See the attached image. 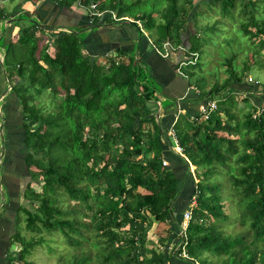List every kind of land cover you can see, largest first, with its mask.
Instances as JSON below:
<instances>
[{"label": "trees", "instance_id": "16d2710c", "mask_svg": "<svg viewBox=\"0 0 264 264\" xmlns=\"http://www.w3.org/2000/svg\"><path fill=\"white\" fill-rule=\"evenodd\" d=\"M48 1L66 15L74 10L76 0ZM139 1L77 0L86 7L93 4L89 13L74 11L75 17L81 15V22L88 24L57 21L48 25L33 14L17 18L24 22L4 44L2 64L20 105L23 162L29 178H35L40 187L35 190L27 181L16 211L24 214L27 230H59L68 243L78 247L65 264H192L193 260L198 264H264V115L251 116V110L264 103V86L248 107H239L231 92L222 91L234 84L236 91L248 90V86L241 87L248 82L227 60V75L220 83L198 93L189 91L180 99L215 98V108L205 117L182 103L183 112L175 119L173 110L167 122L157 117L155 101L157 93L161 96V85L144 62L115 48L101 56L99 63L83 51L85 38L78 36L102 22H127L142 34L139 21L141 28L151 30L158 45L167 39L185 48L176 56L174 69L179 61L190 59L187 51L197 52L192 36L198 5L192 0H163L156 22L150 14L124 19ZM235 1L201 0L223 14H230ZM249 1L242 0L244 7ZM248 22L254 31L246 28L247 23H241L242 30L257 36L253 48L257 53L264 46V3L263 16L250 15ZM36 31L49 32L48 39L39 44ZM196 64L195 60L184 65L193 68ZM242 70L247 72V63ZM183 73L190 77L193 71ZM45 89L55 100L52 109L34 101ZM58 94L61 101L55 98ZM169 127L179 152L171 148ZM188 164L193 165L192 171ZM221 169L226 170L225 178L236 197L237 220L247 223L242 233L224 235L218 226L227 217L219 203L222 183L213 178ZM192 195L184 256L181 246L174 245L179 240V219ZM60 197L65 199V208L59 204ZM148 214L156 220L155 242L146 234ZM206 216L212 219L205 222ZM90 230L95 236L91 243L97 246L93 255L86 246ZM37 240L41 237L24 239L15 228L8 238L4 263L32 264L25 255ZM13 242L20 247L12 252L8 246ZM207 251L223 255L221 262L210 261Z\"/></svg>", "mask_w": 264, "mask_h": 264}, {"label": "rangeland", "instance_id": "374dc122", "mask_svg": "<svg viewBox=\"0 0 264 264\" xmlns=\"http://www.w3.org/2000/svg\"><path fill=\"white\" fill-rule=\"evenodd\" d=\"M41 1H48V0H1L0 5H2L3 10L6 12V10H18V15H16L17 18H26L28 16L25 11H27L29 14H34L37 6ZM106 2L107 0H102ZM126 3H131L134 0H122ZM253 2V4L251 3ZM246 3L245 7L242 4V0H236L234 3V6L232 9H230V14H223L220 12L219 9L216 7L209 9L206 6L203 5L201 0H192V3H196V16H195V26L197 27L195 31V36L193 37L194 44L197 46V57L196 61L198 64L193 66V68H190L189 66L182 65L181 70H188L193 71V74L190 75V77H183L184 81H188L190 83V87H197L198 89H207L210 87V85L214 82L220 83L227 75L226 71V62L227 60L231 61V65L234 69V71L238 74L250 75L253 79L252 82H248L249 84H253L254 81L258 82L259 85H264V46L261 47L257 53L253 50L255 46V42H257L258 38L255 35L244 33L242 30L241 23H247L246 28L250 29L251 31H254V26L250 24L249 16L254 15L255 18H261L263 16V3L264 0H251ZM74 1V4L72 6V9H74L75 12H81L85 13L90 10L91 5L86 7V5L78 4ZM123 3L124 5H127L126 3ZM246 2V1H245ZM18 5V6H17ZM41 5V3H40ZM163 5V0H140L136 6H132L130 11H128V15L124 16V19L126 20H133V16L136 15H146L150 14L151 17L154 18V22L158 19L159 14V8ZM187 8H190V5H185ZM195 8H193L194 10ZM25 10V11H24ZM127 13V12H126ZM35 15V14H34ZM38 19H43V16L41 14L37 13ZM101 15V14H99ZM98 15V16H99ZM101 17V16H100ZM103 17V16H102ZM190 18V17H189ZM49 20V19H48ZM47 20V21H48ZM21 23L24 22L23 19L17 20ZM50 21V20H49ZM82 23V22H80ZM82 24H88L82 23ZM138 25H141L140 22H137ZM52 25V24H51ZM207 25V26H206ZM214 25L212 29L208 26ZM190 29H192V23L189 21ZM18 29V26H16ZM142 33H138V37L148 36L149 42H153V33L151 30H149L146 26L142 27ZM36 35L40 38L38 41L39 44L44 43L45 40L48 39V36L45 32V34H40L38 31L35 32ZM194 33V31H193ZM41 35H43L41 37ZM87 32L84 30H81L78 33V36L82 37V39L86 38ZM155 42V41H154ZM156 43V42H155ZM157 47H160L156 43ZM48 50H51V47H47ZM83 51H87L91 56L94 57L93 53L94 51L90 48L84 47ZM97 51V50H96ZM128 55H132L133 51L126 50ZM176 52V53H175ZM173 54L178 55L180 51H173ZM102 54H99L98 57H96L97 61L99 63L103 62V58L101 57ZM166 59L171 62V57L167 56ZM174 59V57H173ZM176 59V58H175ZM248 64V70L247 72L241 71L243 69V64ZM138 67L140 65H137ZM142 67V66H141ZM142 71H146L141 69ZM141 71V72H142ZM188 76V75H187ZM189 87V86H188ZM189 87V88H190ZM194 87V88H195ZM249 90H239V92H236V95L234 98L236 101V104L240 106H246L248 107V102H252L253 98L255 97L256 91L262 89L259 88L257 90H251L250 86L248 87ZM198 89H192V91H196ZM188 89H186L187 91ZM247 97V102L244 104L243 100L244 97ZM156 97L160 99V102L162 105H160L161 109L160 111H163V109L169 108V99H165L164 97H161L158 93L156 94ZM56 100L61 101V95L58 94L56 97ZM35 102L40 103L43 105L44 109H52L55 100L51 98L49 95L48 89L43 90L35 99ZM235 104V105H236ZM234 109H236L233 106ZM159 111V112H160ZM252 111V110H251ZM160 114V113H159ZM239 115H241V112H238ZM220 117L222 119H225V115L223 113H220ZM169 140H171V135L167 132ZM174 149V148H173ZM175 150V149H174ZM179 151V150H176ZM189 170L192 171L193 165L188 164ZM25 180L30 181V185L33 189L38 190L39 184L36 181L35 178L32 177V179L29 178V175L26 174ZM226 170L221 169L220 173L214 176L213 178L219 180L222 183L221 186V199L219 201L220 204H222V211L227 215V217L220 221L218 223L219 228H221L224 235H233L242 233V231L246 228L247 223L245 225H242L238 222L237 216L239 214V210L237 208V205L235 204L236 197L233 195L229 183L225 178ZM139 191H142L141 188H138ZM20 201H23V198H20ZM73 201H70L72 203ZM59 204L62 208H65L66 202L65 199L60 197ZM17 212V211H16ZM18 214V221L16 223V229L19 231L21 236L24 239H28L29 237H41V240L34 241L32 243V246L29 247L27 254L25 255V259L27 261H30L32 264H65L76 251H78V247L74 246V244L68 243L62 233L59 230H53V231H46L45 229H42L40 232L36 231H30L27 230L24 227V214L21 211L17 212ZM80 217L84 220L87 219V217L80 215ZM211 216H206L204 221L208 222L210 221ZM148 226L146 230V234L148 239H151L155 242V225L156 220L152 218L151 215L148 214ZM123 227H126L125 225ZM89 237L90 239L87 241L88 244L86 246L90 247L91 254L95 253L96 247L91 243L95 236L92 235V232L90 230ZM20 247L18 242H13L10 246V248L13 251L18 250ZM207 257L212 262H221V259L223 258V255H215L211 251H207L206 253ZM17 261H13L12 264H16Z\"/></svg>", "mask_w": 264, "mask_h": 264}, {"label": "crops", "instance_id": "0c3cea01", "mask_svg": "<svg viewBox=\"0 0 264 264\" xmlns=\"http://www.w3.org/2000/svg\"><path fill=\"white\" fill-rule=\"evenodd\" d=\"M40 3L34 13L35 15H33L37 18V13L41 14L43 19H37L45 24L54 25L57 21L74 23L82 20L81 15L74 16V10L62 15V11L60 12L49 1H41ZM0 11L2 15H0V264H5L8 238L15 229L14 217L20 202V192L28 181L25 180V173L28 175L29 173L23 162L25 148L22 142L20 105L12 90L6 88L9 76L2 64L4 44L17 30L16 26L23 23L17 21L19 20L16 17L18 10H6L5 12L0 5ZM87 32L84 46L94 51V57H98L99 54L102 56L110 54L112 50L118 48L122 51H133L140 63L144 62L145 67L150 70V74L161 85V97L169 99V108L160 111L159 114L160 117L163 116V121L167 122L171 117L172 110L175 111L178 99L188 95L189 91L186 89L190 87V85L187 86L188 81H184L182 76L175 72L173 66L175 54H169L172 59L171 62L166 57L157 55L151 47L148 36L138 37L135 29L129 26L127 22L115 24L102 22ZM144 64L141 65L144 66ZM241 84L243 88L250 86L251 90H257L264 86L255 83L249 85L245 82ZM231 87L236 90V84ZM261 92L260 89L256 91V94L260 96ZM179 102L190 108L198 109L204 101L189 99L185 102L179 100ZM10 246L8 247L10 248Z\"/></svg>", "mask_w": 264, "mask_h": 264}, {"label": "built area", "instance_id": "2783aa9c", "mask_svg": "<svg viewBox=\"0 0 264 264\" xmlns=\"http://www.w3.org/2000/svg\"><path fill=\"white\" fill-rule=\"evenodd\" d=\"M91 7H93V4H91ZM93 13L95 14H100L99 11H93ZM113 16V14H112ZM169 49H173V46L168 42V41H164L162 43V50L155 48V50L162 56H165L168 53ZM191 58L186 60V61H180L179 65L182 63H186V62H191L193 59L196 58V53L195 52H190ZM246 81L247 82H252L253 79L250 75H247L246 77ZM255 83V81H254ZM7 89H11V84L8 82L7 83ZM157 106L159 107L158 101H157ZM215 107V101L214 100H210L208 102H206V104L200 105L199 109L200 112L202 114L203 117H205L207 115V113L212 110ZM260 115H264V103H260L257 104L256 107L251 111V116L252 117H259ZM168 133L171 135V139L174 143V148L176 150H180L179 146L176 143V139L174 137L173 131L172 129L168 130ZM162 163H166L165 160H162ZM194 195L191 196V200L188 204V206L182 211V215L180 217L179 223H178V229H177V234L179 236V240L176 244V246L180 245L181 246V250L180 253L184 256H186L184 248H183V244L186 241V237H185V227L188 221V218L190 217V207L194 204ZM175 246V247H176ZM174 247V248H175ZM190 263V262H189ZM192 264H198V262L196 260H193Z\"/></svg>", "mask_w": 264, "mask_h": 264}, {"label": "clouds", "instance_id": "9594fccd", "mask_svg": "<svg viewBox=\"0 0 264 264\" xmlns=\"http://www.w3.org/2000/svg\"><path fill=\"white\" fill-rule=\"evenodd\" d=\"M19 14V13H18ZM28 15V14H27ZM123 18H124V16H123ZM138 21H136V23H137ZM138 25V24H137ZM138 27H139V29H140V31H141V33H142V28H141V26L140 25H138ZM164 41H168L167 39L166 40H164ZM164 41H162V43L164 42ZM169 42V41H168ZM162 43H161V45H160V47H157L156 46V44H153V42H151L150 41V44L152 45L151 47L153 48V50H154V52L157 54V55H160L156 50H155V48H158V49H160V50H162ZM170 43V42H169ZM171 44V43H170ZM172 46H173V49H169L168 50V53L165 55V56H162V55H160V56H162V57H167V56H170L169 54H172V52L173 51H184L185 50V48H183V47H180V46H174L173 44H171ZM188 52V54L190 55V52H195L196 53V57H197V52L196 51H187ZM175 58H176V54H175ZM191 58V57H190ZM188 60V59H187ZM196 60V58L195 59H193L191 62H193V61H195ZM181 61H186V60H181ZM180 62V61H179ZM186 63H190V62H186ZM185 63H182V64H180V65H184ZM179 65V63H178V66L175 68V71H176V73H178V74H180L181 76H183V77H185L186 75L183 73V71L181 70V66ZM255 84H256V82H255ZM188 85H190V83L189 84H187V86ZM195 87V86H194ZM190 87L187 91H192V89H198L197 87ZM230 88V87H229ZM226 89L225 91H222V93H224V92H231L233 95H234V97H235V95H236V90H234V89H232V88H230V89ZM194 93H198L199 92V89L198 90H196V91H193ZM185 96V95H184ZM183 96V97H184ZM222 97H223V95H221ZM236 98V97H235ZM181 99V98H180ZM180 99H178V104H174L175 105V112H174V119H175V117H176V115H177V113L178 112H183V109L180 107V102H179V100ZM210 100H214L215 101V106H216V99L215 98H211V99H207V100H203L204 102H203V104H206V102H208V101H210ZM157 101H158V104H159V107L157 106ZM155 104H156V116L158 117L159 116V111H160V109H161V107H160V99H157L156 101H155ZM203 104H201V105H203ZM200 107V106H199ZM215 108V107H214ZM213 108V109H214ZM212 109V110H213ZM198 111L200 112V109L198 108ZM211 111V110H210ZM201 113V112H200ZM209 113V112H208ZM207 113V114H208ZM201 117H203L202 116V114H201ZM169 129H172L171 127H169ZM168 129V130H169ZM168 130H167V132H168ZM171 142H172V144H171V148L173 149L174 148V143H173V141H172V139L170 140ZM175 149V148H174ZM173 149V150H174ZM175 151H176V149H175ZM180 151V150H179ZM178 151V152H179ZM190 202V201H189ZM189 202H188V204H189ZM188 206V205H187ZM186 208V207H185ZM184 208V209H185ZM180 220V219H179ZM179 223V222H178ZM178 227V226H177ZM178 242V241H177ZM177 242H176V244H177ZM176 244L174 245V247L176 246Z\"/></svg>", "mask_w": 264, "mask_h": 264}]
</instances>
